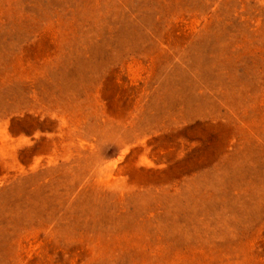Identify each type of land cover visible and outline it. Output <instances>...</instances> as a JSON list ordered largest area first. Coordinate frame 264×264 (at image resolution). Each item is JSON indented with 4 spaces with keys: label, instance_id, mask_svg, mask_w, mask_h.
<instances>
[{
    "label": "rangeland",
    "instance_id": "374dc122",
    "mask_svg": "<svg viewBox=\"0 0 264 264\" xmlns=\"http://www.w3.org/2000/svg\"><path fill=\"white\" fill-rule=\"evenodd\" d=\"M0 264H264V0H0Z\"/></svg>",
    "mask_w": 264,
    "mask_h": 264
}]
</instances>
